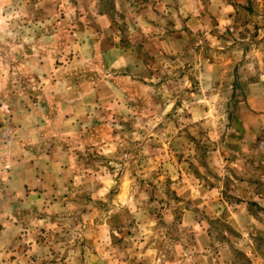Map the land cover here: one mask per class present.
I'll use <instances>...</instances> for the list:
<instances>
[{"label":"rangeland","instance_id":"obj_1","mask_svg":"<svg viewBox=\"0 0 264 264\" xmlns=\"http://www.w3.org/2000/svg\"><path fill=\"white\" fill-rule=\"evenodd\" d=\"M162 2L0 0V264H264V0Z\"/></svg>","mask_w":264,"mask_h":264},{"label":"crops","instance_id":"obj_2","mask_svg":"<svg viewBox=\"0 0 264 264\" xmlns=\"http://www.w3.org/2000/svg\"><path fill=\"white\" fill-rule=\"evenodd\" d=\"M173 1L174 0H163V2L161 4L162 7L160 8L159 5L158 6H155V9H153L152 11H154L156 9H159L160 11H166V12H169V11H184V9L181 8V7H183L185 0H178V1H182V4L180 5L179 8H176L174 6V2ZM100 20H102V21H104L106 23L108 22V19H107V16L106 15L101 16L100 17ZM115 50H117V48H114V50H110L109 53L114 54L115 53ZM119 56L121 58H118ZM118 57H117V60L114 61V64L112 65V68H114L116 65H118L119 62H124V59L126 58V53H125V56L122 53V54H119ZM121 66L122 67H126V66H128V63H126L124 65L122 64ZM28 166L30 167V165H28ZM33 170H35V169H33ZM33 170L31 172H34ZM29 171L30 170H28V169L26 171L24 169L18 175L19 176V179H20V181L17 183V188H16V191L18 192V194H17L18 197L25 196V193H26L25 186L26 185L27 186H30L29 188L32 189V190H36V188H38L40 186L39 184L41 183V179L30 180L28 183L24 182V177H25L26 174H29L28 173Z\"/></svg>","mask_w":264,"mask_h":264},{"label":"trees","instance_id":"obj_3","mask_svg":"<svg viewBox=\"0 0 264 264\" xmlns=\"http://www.w3.org/2000/svg\"><path fill=\"white\" fill-rule=\"evenodd\" d=\"M247 261H248V259H247Z\"/></svg>","mask_w":264,"mask_h":264}]
</instances>
